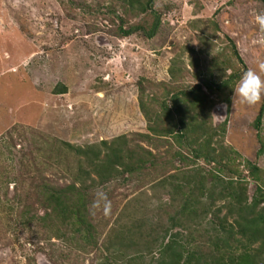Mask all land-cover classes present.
I'll return each mask as SVG.
<instances>
[{
  "label": "rangeland",
  "instance_id": "374dc122",
  "mask_svg": "<svg viewBox=\"0 0 264 264\" xmlns=\"http://www.w3.org/2000/svg\"><path fill=\"white\" fill-rule=\"evenodd\" d=\"M261 13L264 0H156L148 13L124 0H0V264H126L135 255L132 264H155L168 227L170 235L192 231L173 224L195 219L181 207L196 170L208 183L212 172L245 177L250 195L264 187V116L256 125L264 98L251 106L233 98L246 71L264 79ZM197 95L203 105L192 107ZM179 99L186 113L175 110ZM196 115L231 159L196 158L201 130L181 136L179 122L194 124ZM121 137L146 166L102 181L78 149ZM248 162L261 182L249 177ZM86 170L91 236L46 201L52 187ZM212 225H193L199 241ZM132 240L137 251L126 247Z\"/></svg>",
  "mask_w": 264,
  "mask_h": 264
},
{
  "label": "trees",
  "instance_id": "16d2710c",
  "mask_svg": "<svg viewBox=\"0 0 264 264\" xmlns=\"http://www.w3.org/2000/svg\"><path fill=\"white\" fill-rule=\"evenodd\" d=\"M124 1L127 6L139 9L141 13H148L156 2V0ZM156 26H158L157 21ZM228 83L229 81H225L223 86ZM210 88L213 87L210 86ZM59 92L62 93L65 90ZM140 103L144 108V103L142 101ZM177 104L175 110L183 114L186 111L185 103L179 99ZM197 105H203V100L199 95L192 101V107ZM197 115L194 118V124L193 122L187 123L186 119H183L184 116L179 118L180 124L184 127L181 136H185L192 130H201L202 135L199 137L204 138L202 140L203 145L195 147L196 158H204L209 163H222L225 159H231L232 151L223 150V145L217 148L211 145L213 134L207 131L206 121H197ZM263 116L264 108H262L256 120L258 127L262 123ZM150 130L156 134L159 132L155 125H151ZM171 132L168 131V133ZM122 139L125 140V137H121L113 143L102 141L101 145L107 150L104 155L103 150L100 149L102 147L99 146L100 144L78 149V153L86 156L88 163L93 166L92 169L99 175L100 180L105 181L117 174L134 173L145 168L147 162L145 155L140 159L139 154L135 151L125 149L124 142H119ZM195 140L194 143H197L199 139L196 138ZM135 155L138 157L137 165H135ZM248 163L249 177L251 175L253 181L261 182L259 180L262 179L258 176L259 169L253 163ZM199 172L196 170L192 175L193 177L189 178L188 184L192 183L190 193L183 198L181 207V212H186L183 216L186 217V215L191 214L188 217L194 216L195 219L189 220L178 217L173 224L175 227H183L184 230L191 229L192 231L187 235L179 231L170 235L173 227H168L169 241L163 240L160 242L159 251L162 256L160 255L155 264H166V262L168 264H202V262L204 264H264V187L258 183L257 190L253 195H250L248 190L250 181H247L245 177H237L238 179H236L235 175L225 177L223 173L212 172L210 174L213 178L212 182L208 183L207 178L200 175L201 171ZM82 174H84L83 178L85 179L81 176L76 177L80 180L76 179L77 182H80V185L75 181L59 189L52 187V192L49 193L46 201H49L47 207L50 208L51 206L50 213L58 212L64 222H70L73 231L90 232L91 236L93 225L86 221L83 215V212L87 210L88 195L86 191L90 186L87 181L91 178V172L86 170ZM236 174L238 173L236 172ZM239 176L242 175L239 174ZM207 184H210V186ZM174 189L176 191L175 187ZM177 189H182L181 185H177ZM194 190L199 193H194ZM201 196L202 198H200ZM204 197H207L205 202L202 201ZM220 199H228L227 204L216 207L217 201ZM226 207L228 208L227 214L221 216L223 209ZM210 214L213 215V218L209 217ZM47 216H49L48 213L40 219L45 221ZM230 216L233 217L231 221L229 220ZM31 220L30 218V223ZM204 221L213 225L211 228L208 226L211 230H207V239L202 237L204 240L199 241L198 237L195 236L197 229L194 227L202 226ZM77 226L79 227L77 228ZM137 230L140 229L137 228ZM56 234L60 236L63 232L60 233L59 231ZM214 239L221 240L214 241ZM130 242L131 245L128 244L126 247L128 249L136 248L137 251L136 241L132 240ZM155 242H158V240L148 241L144 249L149 253L154 251L156 248ZM119 243H121L122 248L125 247L122 245L124 241ZM144 249L141 250L145 251ZM138 257L136 255L129 257L126 264H132ZM166 257L167 259H165ZM191 260H196L198 263H191ZM137 262L135 264H144L143 262ZM105 264L112 263L106 261Z\"/></svg>",
  "mask_w": 264,
  "mask_h": 264
},
{
  "label": "clouds",
  "instance_id": "9594fccd",
  "mask_svg": "<svg viewBox=\"0 0 264 264\" xmlns=\"http://www.w3.org/2000/svg\"><path fill=\"white\" fill-rule=\"evenodd\" d=\"M256 22L264 32V13L256 16ZM261 72H264V62L259 64ZM233 98L242 105H255L264 98V79L256 71L248 70L239 79L233 89Z\"/></svg>",
  "mask_w": 264,
  "mask_h": 264
}]
</instances>
